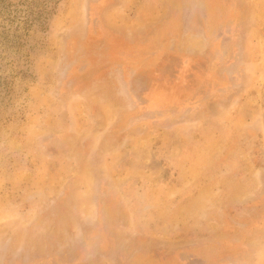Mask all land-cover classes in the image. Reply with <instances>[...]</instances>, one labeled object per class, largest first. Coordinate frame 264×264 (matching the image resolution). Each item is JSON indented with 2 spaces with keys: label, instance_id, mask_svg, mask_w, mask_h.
Listing matches in <instances>:
<instances>
[{
  "label": "rangeland",
  "instance_id": "obj_1",
  "mask_svg": "<svg viewBox=\"0 0 264 264\" xmlns=\"http://www.w3.org/2000/svg\"><path fill=\"white\" fill-rule=\"evenodd\" d=\"M0 264H264V0H0Z\"/></svg>",
  "mask_w": 264,
  "mask_h": 264
}]
</instances>
